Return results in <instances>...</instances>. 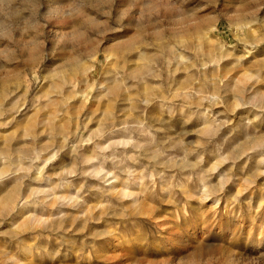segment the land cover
Returning <instances> with one entry per match:
<instances>
[{
	"label": "rangeland",
	"instance_id": "374dc122",
	"mask_svg": "<svg viewBox=\"0 0 264 264\" xmlns=\"http://www.w3.org/2000/svg\"><path fill=\"white\" fill-rule=\"evenodd\" d=\"M242 4L167 0L150 9L142 24L100 38L46 21L43 0L35 18L21 11L5 22L0 264H264V113L235 107L241 93L245 100L264 93V28L242 26ZM129 7L130 0H97L85 20L99 32L111 25L109 13L115 17ZM63 9L71 10L70 0L49 10ZM142 9L143 4L131 11L139 15ZM243 10L264 21V0ZM53 32L59 54L52 51ZM153 70L155 77L144 76L142 84L123 90L132 83L124 75ZM165 85L175 93L203 85L204 95L215 99L198 108L188 97L192 107L178 124L161 107L167 102L157 98ZM140 114L157 142L172 149L169 155L189 150V160L203 162L181 173L141 159L133 167L143 178L117 173L119 180L104 184L81 175L80 157L91 155L93 146L77 150L79 140ZM176 143L182 147L173 149ZM33 151L41 153L39 179L26 159ZM69 171L77 174L61 186ZM122 187L130 193H120ZM24 198L29 203L19 210Z\"/></svg>",
	"mask_w": 264,
	"mask_h": 264
},
{
	"label": "clouds",
	"instance_id": "9594fccd",
	"mask_svg": "<svg viewBox=\"0 0 264 264\" xmlns=\"http://www.w3.org/2000/svg\"><path fill=\"white\" fill-rule=\"evenodd\" d=\"M46 5V15L44 19L53 23H67L76 26V30L79 32H89L100 38L101 35L109 31H122L124 28H131L136 26L138 23H143L149 10H155L156 5L159 3L162 6L167 3V0H130V7L127 13L117 14L112 17L111 25L106 28L100 29L99 32H95L94 28L89 25L85 20V15L89 9H95L97 7V0H70L71 10H49L59 8V0H43ZM111 3V0H106ZM216 0H207L208 4L215 3ZM29 3V0H0V36L4 35L5 22L11 19L13 16H19L21 11H31L32 18H35L40 10L41 0H34L31 8H22L21 5ZM261 0H243L241 6V15L237 19L246 20L247 23L242 26L247 28L252 24H255L261 28H264V21L259 20L256 16L255 11H244L246 8H255L259 6ZM143 4V9L140 14L137 15L131 11L133 7H138ZM27 23V22H25ZM159 23V22H158ZM50 40L52 42V51L55 54H59L58 48V35L53 32L50 34ZM173 60L180 64L181 57L179 53L172 54ZM167 63V59L165 58ZM215 61H210L214 63ZM207 67L206 64L201 63V69ZM157 75L156 70L145 72L142 76L140 72H132L123 76L124 81H131V84L125 83L123 90L127 91L129 88H134L139 84L143 83L144 76ZM260 81L257 79V83ZM205 87L202 85L199 89L193 90L191 86L187 90H181L179 93H175L174 90L165 85L163 92L159 93L158 99L166 101V104H162L161 107H168L169 115L173 117L176 123H185L184 110L192 107V104L188 102V97H192L195 101L196 107L202 108L203 101H212L215 99L214 96L204 95ZM258 100H264V93H260L259 96L253 97L252 99L245 100L243 94H239L236 97L235 107L237 109L241 107L251 106L253 108H259L264 113V104L258 103ZM141 104H147L148 101H138ZM130 111H137L136 108ZM259 119V117H256ZM252 121H249L251 124ZM162 142L158 143L156 137L153 135L151 124L143 117V114L139 116H127L126 118L120 119L118 122L113 121L109 124L106 131L97 130L89 138L81 139L75 145L76 149L79 150L85 145H92L91 155L81 156V164L84 166L80 172L81 175L88 177L92 180L99 181L101 184L106 182H112L120 179L121 175L131 177L143 178V173L137 172L134 165L138 164L141 159L148 161L155 168L161 169H176L179 172L185 170H194L202 162V157H193V160H189V156L192 155L191 151L185 150L183 155H169L172 149L164 147ZM264 146V142H262ZM179 143L172 146L173 149L181 148ZM54 158V157H53ZM26 159L30 160V167L35 166L37 173L36 178L39 179V173L41 168L38 166V162L41 159V153L33 151ZM215 166L210 171H214ZM75 171H69L61 177L62 185L68 176H75ZM158 176L163 178V173H157ZM3 177H0L2 179ZM111 178V181H109ZM127 183V180L125 181ZM205 199L209 198V189H203ZM131 195V194H130ZM76 197H70L67 200L69 205H72ZM203 203V200L201 201Z\"/></svg>",
	"mask_w": 264,
	"mask_h": 264
},
{
	"label": "bare ground",
	"instance_id": "6f19581e",
	"mask_svg": "<svg viewBox=\"0 0 264 264\" xmlns=\"http://www.w3.org/2000/svg\"><path fill=\"white\" fill-rule=\"evenodd\" d=\"M113 188L115 187V184L112 186ZM43 192H46V191H43ZM119 192L121 193H123L124 195H126V194H128V193H130L128 190H127V187H122V189H120L119 190ZM138 192V191H137ZM137 192H134V195L136 196L135 198H136V202H139V200L141 199V197H140V195H138V194H141V192L140 193H137ZM135 193H137V194H135ZM130 195V194H129ZM131 195H133V194H131ZM29 203V201L28 200H26V198H24V201L21 203V206L19 207V202H18V204L16 203V205L14 206V208L16 207H19L18 209L20 210V209H22V208H24V207H26L27 206V204ZM17 209V210H18Z\"/></svg>",
	"mask_w": 264,
	"mask_h": 264
}]
</instances>
